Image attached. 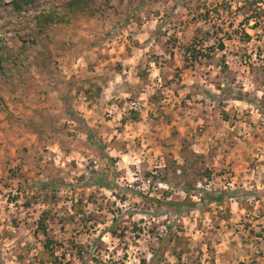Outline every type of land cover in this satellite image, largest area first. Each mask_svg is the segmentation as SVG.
<instances>
[{"label": "clouds", "instance_id": "1", "mask_svg": "<svg viewBox=\"0 0 264 264\" xmlns=\"http://www.w3.org/2000/svg\"><path fill=\"white\" fill-rule=\"evenodd\" d=\"M71 3L0 31V264H264V0Z\"/></svg>", "mask_w": 264, "mask_h": 264}, {"label": "trees", "instance_id": "2", "mask_svg": "<svg viewBox=\"0 0 264 264\" xmlns=\"http://www.w3.org/2000/svg\"><path fill=\"white\" fill-rule=\"evenodd\" d=\"M40 4L41 0H12V4L7 11L8 21L3 27H0V31H5L9 24L13 26L14 30L26 27L31 16L38 14L40 11L37 7ZM89 4L90 0H72L69 8L85 14ZM220 47L223 49V45ZM15 66L12 54L5 46L4 41L0 39V74H3L6 70L11 71Z\"/></svg>", "mask_w": 264, "mask_h": 264}, {"label": "rangeland", "instance_id": "3", "mask_svg": "<svg viewBox=\"0 0 264 264\" xmlns=\"http://www.w3.org/2000/svg\"><path fill=\"white\" fill-rule=\"evenodd\" d=\"M0 3H3V0H0ZM226 6L227 5L225 3L224 5H219L218 7H226ZM8 9H9V7H8ZM8 9H7V11H8ZM7 11H0V20H5V18L7 17ZM213 11H215V10H209L206 6H205L204 12H202V13H200L199 9H197L198 14L192 18V22H195V20L199 19V18L208 19L212 15ZM81 15H82V17L86 18V13L84 15L81 13ZM7 21H8V18L6 19V22ZM0 27H3V25H0ZM221 31H223V29H221ZM26 150L27 149H25V151ZM16 174H17V169H11L10 170V175L15 176ZM56 264H59L58 260H57Z\"/></svg>", "mask_w": 264, "mask_h": 264}, {"label": "crops", "instance_id": "4", "mask_svg": "<svg viewBox=\"0 0 264 264\" xmlns=\"http://www.w3.org/2000/svg\"><path fill=\"white\" fill-rule=\"evenodd\" d=\"M84 15V14H83Z\"/></svg>", "mask_w": 264, "mask_h": 264}]
</instances>
